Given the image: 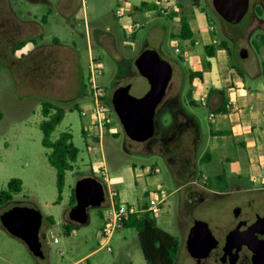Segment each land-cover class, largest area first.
Listing matches in <instances>:
<instances>
[{
  "label": "rangeland",
  "instance_id": "obj_1",
  "mask_svg": "<svg viewBox=\"0 0 264 264\" xmlns=\"http://www.w3.org/2000/svg\"><path fill=\"white\" fill-rule=\"evenodd\" d=\"M169 1L182 7L174 4L166 15L159 16L157 0H0V191L11 179L22 181L21 193L13 196L15 202L0 212L12 205L37 209L42 215L40 234L43 235L44 254L43 259L31 256L21 241L11 238L0 227V264H73L84 256L76 264H145L134 229L117 231L110 239V252L101 247L99 232L103 224V207L89 211L88 226L67 227L71 193L78 178L91 176V171L100 177V170L105 168L109 187L119 194L120 201L129 205L145 201V193L148 195L161 189L167 194L155 223L179 241L176 264L188 263L185 240L195 221H205L211 231H223L233 220V210L246 198L244 190L247 187L264 188L262 184L246 185L247 178L259 176L252 166L245 174L241 173L240 180L230 177L223 194L212 189L210 193H203L194 206L185 207L190 189L197 190L199 185L206 188L207 182L226 167L220 165V155L238 159L240 166L247 163L241 147L226 136L223 141L219 140L223 147L214 154L212 162L198 164V158L211 141L206 133L210 128L208 116L214 108L210 97H205L213 86L204 67V62L208 61L204 46L224 42L231 53L228 59L224 50L215 52L216 59L226 54L217 86L228 87L232 78L239 76L233 66L241 73L246 88L257 87L259 81H264V0H249V11L238 25L226 24L214 11L211 0ZM142 2L145 7L135 12L134 8ZM194 2L199 4V9L194 10L199 17L196 24L200 30L192 39L197 45L174 38L179 32L180 15L193 20L190 3ZM117 11L121 15H116ZM170 14L177 16L170 19ZM205 15L209 16L210 23L205 21ZM132 20L136 23L131 24V30L125 35L121 27L127 29ZM134 32L136 38L132 39L129 36ZM108 34L111 43L104 45L96 41L98 36L103 39ZM25 40L32 42L13 54L14 47ZM146 48L155 50L171 65V93L179 88L187 70L202 72L203 81L196 80L186 86L196 107L184 100L206 138L198 151L182 142L177 149L167 152L164 160L136 155L134 153L142 151L144 145L125 137L111 109V123L102 133L89 125L93 118L89 96L90 59L98 58L102 64L96 84L104 89L106 104L115 89L127 84L131 85L129 93L139 98L147 92L148 84L137 73L134 60ZM242 51L246 52L244 59L240 57ZM190 55L195 66L186 61ZM202 95L206 98L205 106L199 105ZM45 101L66 111L51 139L56 140L61 133L68 132L79 152L73 170L65 174L59 203H55L58 197L56 172L47 161L50 151L41 145L39 123L42 121L41 105ZM81 112L86 116L81 117ZM166 119L167 115L161 117V121ZM219 121L216 117L214 127ZM90 129L92 134H101L102 138L101 147L94 145L93 152L87 151L82 134L83 130L88 132ZM132 166L135 167L136 184L128 170ZM146 169L148 177L143 176ZM234 173L239 175L240 171ZM261 174L264 176V172ZM47 218L53 223H48Z\"/></svg>",
  "mask_w": 264,
  "mask_h": 264
},
{
  "label": "water",
  "instance_id": "obj_2",
  "mask_svg": "<svg viewBox=\"0 0 264 264\" xmlns=\"http://www.w3.org/2000/svg\"><path fill=\"white\" fill-rule=\"evenodd\" d=\"M216 14L229 25H238L249 11V0H211ZM241 59L246 52L240 53ZM134 66L140 77L148 84L147 92L133 97L129 91L131 85L120 86L111 96V105L125 137L136 144L146 143L155 134L156 111L166 95L172 79L171 65L155 51L142 49L134 60ZM75 204L68 213L69 222L79 227L90 223L89 211L99 210L105 200V188L94 177L79 179L74 186ZM240 215V209L233 210L234 218ZM41 213L34 208L15 206L0 215L1 227L12 237L20 240L31 256L44 258L40 239ZM256 233H264V219L256 221L244 230L236 228L230 231L225 240V250L247 245L254 253L252 264H264V242L258 241ZM208 223L195 221L186 239V250L195 259L205 258L216 246Z\"/></svg>",
  "mask_w": 264,
  "mask_h": 264
},
{
  "label": "trees",
  "instance_id": "obj_3",
  "mask_svg": "<svg viewBox=\"0 0 264 264\" xmlns=\"http://www.w3.org/2000/svg\"><path fill=\"white\" fill-rule=\"evenodd\" d=\"M145 7V3L140 5V9ZM159 16H164L157 14ZM170 19H173L176 14H170ZM168 18V19H169ZM207 23H210V18L208 15H205ZM169 19V20H170ZM179 22V32L177 36L174 38L179 39L181 41H189L193 44V34L190 30L189 19L180 15L178 18ZM132 39L136 38V33H132L130 36ZM31 40H25L18 43L13 50V54L22 50L27 44L31 43ZM222 49L226 52L228 59L231 57V53L227 48L224 42H219L217 45L210 44L204 46V54L207 59H211L215 57L216 50ZM204 67L206 70H210L209 62H204ZM236 73L241 76L233 66H231ZM186 78L188 84H191L194 81H203V74L201 71H186ZM217 93L219 95V105L211 110L212 116L226 115L228 113V99L225 95V91H216L210 89L207 93V97H211ZM188 104L192 107L195 106V102L192 100L190 91H188ZM107 105L109 109L112 110V105L110 98L107 101ZM66 111L63 107L54 104L51 101H45L41 105V116L42 121L39 123V129L42 133L41 145L43 148L50 151L47 155V161L49 165L54 168L56 172V190H57V201L55 203H59L61 200L62 191L64 188V178L66 172H70L73 170V165L76 163L78 158V150L74 147L72 143V135L68 132L61 133L56 140L51 139L52 133L55 131L56 127L63 121L65 117ZM1 118V117H0ZM109 127V126H108ZM217 132H211L210 136H224L229 134H216ZM84 140L86 138V133L82 131ZM211 161V156L208 152H206L198 161L199 165L209 163ZM182 170H185L183 168ZM181 170V171H182ZM183 172V171H182ZM198 174V171H196ZM201 176V173H199ZM86 176H80L78 178L82 179ZM94 177L98 181L100 180L94 173L91 172V176ZM228 188L225 174L222 173L218 176H215L212 181L207 182L206 189L209 191H218L219 193H224ZM22 191V181L19 179H11L7 182L6 187L0 191V204L3 202H8L13 199V196L20 194ZM75 204L74 191H72L70 196V207ZM102 218V215L100 213ZM48 223L52 224L51 218H47ZM67 227L73 229L79 226L67 223ZM73 227V228H72ZM123 229H134L137 235V239L139 242L141 254L145 264H174L179 251L180 244L177 238L168 234L167 232L159 229L156 226L155 218L149 216L148 214L141 215L140 217L132 216L127 221L123 223ZM69 228V229H70ZM41 241L43 240V236L40 237Z\"/></svg>",
  "mask_w": 264,
  "mask_h": 264
},
{
  "label": "flooded vegetation",
  "instance_id": "obj_4",
  "mask_svg": "<svg viewBox=\"0 0 264 264\" xmlns=\"http://www.w3.org/2000/svg\"><path fill=\"white\" fill-rule=\"evenodd\" d=\"M187 85L188 81L185 74V76H182V81L179 88H177L174 93H171L172 85L170 81L166 91V95L156 111L155 134L152 139H150L146 143H142L144 145V149L142 151L135 152L134 154L139 156H156L164 160V155L167 152L171 151L173 148L177 149V146L181 145L182 142L183 144L185 142L187 145H190L192 147L191 150L193 151H198L203 147L206 138L202 134H200L201 129L199 126V122L196 116L191 113L184 105L186 103L184 102V100H188V91L186 88ZM164 115H167V119L165 122L161 121V117H163ZM227 185L229 184L227 183ZM206 192L210 193L209 190L207 191L206 188L200 185L198 186L197 190L190 189L186 195L187 198L185 199V207L191 208L192 206H194L193 204L200 200L202 198V194ZM244 193L246 194V198L243 199L240 207H238L240 209V215L237 218H234L232 212L233 220L231 221L230 226L225 227L223 231L210 230L217 241L216 246L208 253L205 258L202 259L192 258L186 250L188 257L187 264L253 263V257L255 256V253L245 244H242L239 247H233L230 250H225L226 236L230 231L236 228L244 230L247 227L251 226L258 217L264 219V188L260 186L254 188L247 187L244 190ZM13 202H15L13 199L5 203L3 202L2 204H0V209H4ZM15 206L16 205H12L7 210ZM4 212L5 210L1 211L0 215ZM1 229L8 236L16 239L9 235L2 227ZM255 235L258 241L264 242V233H256ZM177 260L178 257L174 264L177 263Z\"/></svg>",
  "mask_w": 264,
  "mask_h": 264
},
{
  "label": "crops",
  "instance_id": "obj_5",
  "mask_svg": "<svg viewBox=\"0 0 264 264\" xmlns=\"http://www.w3.org/2000/svg\"><path fill=\"white\" fill-rule=\"evenodd\" d=\"M157 1H161V0H157ZM164 1L168 3H172L173 5L176 3V2H171L169 0H164ZM142 3H145V2H142ZM191 4H192V10H191L192 16L191 17L193 18V20L189 21V26H190V30L192 34L194 35L195 32L198 33L200 30L198 25L196 24L197 21L199 20V17L196 15V12L194 10V9H199L198 7L199 4L195 2L190 3V5ZM140 5L139 7L134 8L135 12L139 11ZM175 5L179 6L180 4L178 3ZM205 21H206V18H205ZM132 23H136L135 20L131 21L130 26L128 25L127 29L125 27L124 28L121 27L125 35H128L129 31L131 30ZM193 25H195L196 27L193 28ZM102 38L103 39L99 38L98 36L96 41H98L99 44L101 43L104 45H106L105 43L112 41L110 34ZM193 44L197 45V43H194V41H193ZM95 59H96L95 60L96 62L101 64L98 58H95ZM189 59H192L191 55H190V58L188 59L186 58V61H190L189 62L190 65L195 66L196 62L195 61L193 62V59L192 60H189ZM207 60H208L207 62H209L210 64V70L208 71L207 77H208V81H210V84L213 86V88H209L208 91L210 89H213L216 91H221V90L225 91V95L228 99L229 108H228V113L226 115H219V116L209 115L208 116L210 128L206 134L210 136L211 132H217L216 134H229V135L210 136L211 137L210 144L209 146L205 147L203 153L198 158V160L206 152H208L211 156L210 162H212V160L214 159V154H216L217 151H220L223 147L222 143L221 144L219 143V140L223 141L224 138L228 136L231 138L234 145L236 144L240 146L241 149L244 151V154L246 155L247 163L246 164L241 163V166H240L239 164L240 161L238 159L231 160L229 157H225V155L222 154L220 155V159H219L220 165L222 166L223 164L226 167L222 168V171L215 176H218L224 173L227 183L231 179L230 177L238 181L242 178L241 173L244 172L245 174L249 170L248 167L250 168L253 166L255 170H258L259 176L251 177V179L247 178L246 185L248 184L260 185V183L264 180V176L261 174L262 172H264V81H259L261 83H259L257 87H255L254 89H250V88H246V85L240 75L239 76L235 75L232 78V82L230 83L228 87L220 88V86H217L219 84L218 73L221 71L222 66L226 62V54L225 56L221 58H217V59L215 55L214 58L207 59ZM77 74H79L78 70H77ZM76 77L79 78L78 75ZM239 77L241 78V81L239 80ZM260 86H262L263 89H258ZM207 93L205 94V97L207 96ZM195 95L197 97L198 94H195ZM217 96H218V102L216 104ZM201 97H204V95H202ZM193 99L195 100L194 96H193ZM210 104L214 106L213 109H215L219 105V95L217 93H215L214 95L210 97ZM216 117L220 118V121L217 124V126L214 127V121H216ZM200 134H203V132H201ZM98 146L99 148L101 147V145H98ZM94 150L95 148L93 149V151ZM134 169L135 167L132 166L128 170L131 173V178L134 184H136V175H135ZM225 170H228V172ZM147 171L148 169H146V171L143 172L144 177H148ZM235 171H240L239 175L235 174L234 173ZM253 181L255 183H253ZM178 188L179 187H177V189ZM144 195L146 196L147 194L145 193ZM84 258L85 256L80 258L76 262ZM76 262L73 264H76Z\"/></svg>",
  "mask_w": 264,
  "mask_h": 264
},
{
  "label": "built area",
  "instance_id": "obj_6",
  "mask_svg": "<svg viewBox=\"0 0 264 264\" xmlns=\"http://www.w3.org/2000/svg\"><path fill=\"white\" fill-rule=\"evenodd\" d=\"M158 9L157 14L166 15L174 5L165 1H157ZM116 15H121L119 11ZM136 30V27H134ZM102 66L100 63L90 60L89 61V84H90V100L93 118L90 126L96 127L102 133L103 129L111 123L109 107L106 104V95L104 89L96 84V76L101 73ZM206 98L201 97L199 105L205 106ZM82 115V116H81ZM81 117H85V113H80ZM91 129L85 131L86 133V148L88 152H92L94 145H101V134H92ZM98 135V138H96ZM99 182L105 188V200L102 204L103 207V224L100 229L99 235L102 240V248L111 251L109 242L112 236L119 230L123 229V223L132 216L140 217L141 215L148 214L156 218L162 210L164 203L167 200V194L163 190H157L154 193L145 196V201L138 205H129L119 200L118 193L109 187V181L105 173V168L100 170ZM253 183H255L253 181ZM264 185V180L260 183Z\"/></svg>",
  "mask_w": 264,
  "mask_h": 264
}]
</instances>
